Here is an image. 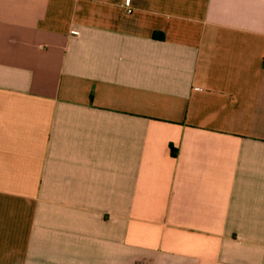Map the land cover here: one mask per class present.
<instances>
[{
    "label": "crops",
    "instance_id": "1",
    "mask_svg": "<svg viewBox=\"0 0 264 264\" xmlns=\"http://www.w3.org/2000/svg\"><path fill=\"white\" fill-rule=\"evenodd\" d=\"M0 0V264H264V0Z\"/></svg>",
    "mask_w": 264,
    "mask_h": 264
},
{
    "label": "built area",
    "instance_id": "2",
    "mask_svg": "<svg viewBox=\"0 0 264 264\" xmlns=\"http://www.w3.org/2000/svg\"><path fill=\"white\" fill-rule=\"evenodd\" d=\"M123 5L128 13L133 12V7H132V1L131 0H123Z\"/></svg>",
    "mask_w": 264,
    "mask_h": 264
}]
</instances>
